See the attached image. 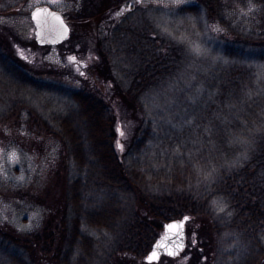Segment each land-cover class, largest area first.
<instances>
[{
    "label": "rangeland",
    "instance_id": "obj_1",
    "mask_svg": "<svg viewBox=\"0 0 264 264\" xmlns=\"http://www.w3.org/2000/svg\"><path fill=\"white\" fill-rule=\"evenodd\" d=\"M42 1L50 2L54 8L67 15L73 29L70 39L57 48L48 52L43 49L38 51L36 63L28 64L30 73L22 69V62L17 64L18 67L16 64L15 67H10L13 71L7 67L12 74L2 70L0 66V219L7 221L22 234L38 230L46 223H57L65 203L63 185L69 178L70 168L60 138L50 134L47 129L48 125L53 123V115L68 111L72 105L69 101V89L86 88L112 109L117 117L115 121L119 130V150L122 155L133 146V138L138 128L150 121L153 138L137 157L146 163L149 169L151 167L158 171L157 174L165 168L164 165L176 171L184 167L179 160L187 161L190 175H196L200 181H208L204 185L211 191L214 180L211 171L232 169L225 168L226 163L217 166V161L213 160L214 152L216 156L218 151L228 156L230 151L227 148L216 150L211 133L207 136V139L212 141L209 142L208 149L202 141H198L203 138L201 136L196 142H192V145L188 140L177 145L174 137L176 139L187 131L191 133L195 130L194 121L197 119L189 116V107L202 101L200 94L203 88L195 87V84L193 87L192 82L207 72L208 67L216 66L222 61L220 53L228 31L221 19L225 18L226 23L233 21L234 24L249 25L248 16L253 14L257 6L253 4L255 0H221L222 7H217L220 15L209 8L211 0H128L122 4L118 3L119 0L106 3L100 2L105 0H98L100 8L93 10L89 0H13L12 4L20 6V12L24 15ZM10 2H0V9L4 11L6 7L3 6ZM81 6L85 13L80 19L75 12L80 10ZM131 9L132 12L137 10L138 13V18L133 21L134 30L138 33L153 26V32L161 39L163 37L174 44L185 45L188 51L185 69L177 70L176 76L171 77V84L168 82L159 85L145 94L143 105L141 104L144 109L141 107V110L134 109L123 93L129 81L126 82L122 70L130 68L125 74L130 72L129 74L133 75L132 63L125 60V64V57L119 56L118 47L109 41L105 30L106 23L114 21L118 24ZM249 21L252 23L254 19L249 18ZM29 30L30 23L24 15L22 21L10 25V29L5 32L6 40L15 33V40L22 43V47L23 43L30 41ZM46 64L52 68L49 76L42 72ZM254 66L257 68L258 78L264 79V64L258 63ZM101 68H107L110 72L102 71ZM31 70L37 72L34 74ZM205 92V101L212 102L211 92ZM20 112L24 113V117H18ZM168 124L171 125L170 130L167 128ZM262 129L264 124L245 127L240 134L233 136L230 141L231 144H236V147L231 149V153L238 151V155L243 157L241 161H246L254 149L255 139L262 136ZM169 138L172 140L170 144ZM204 155L205 167L196 168L194 172L191 164L199 167L202 164H198L200 158ZM175 166L177 168H174ZM200 173L205 176L204 179L200 177ZM130 181L138 186V182L132 179ZM183 181H177L181 191L184 189L179 185ZM202 184L193 181L194 186ZM143 187L146 188L136 190L138 200L142 196L138 191L146 194L150 191L148 189L152 188L147 181L143 183ZM197 188L199 187H195ZM211 201L210 207L215 210L213 212L216 217L217 211L221 212L222 216L226 214L225 203ZM140 204L142 203L135 204L138 214L153 220L152 216L141 211ZM131 208L129 206L128 209H123L116 222L106 225L107 230L100 234L94 233L100 238V242L96 244L100 248L98 254L102 259L92 264H264L263 246L247 244L244 242L245 238L241 240V236V239L232 242L228 236L230 233L227 232L217 235L213 219L211 220L209 215L198 218L188 215L185 216L187 219L162 223L161 235L175 222L184 224L182 250L175 256L163 255L158 260H149V253L142 259L130 252L114 255L112 249L116 247L117 238L121 241L126 238V230L131 220L128 213Z\"/></svg>",
    "mask_w": 264,
    "mask_h": 264
},
{
    "label": "trees",
    "instance_id": "obj_2",
    "mask_svg": "<svg viewBox=\"0 0 264 264\" xmlns=\"http://www.w3.org/2000/svg\"><path fill=\"white\" fill-rule=\"evenodd\" d=\"M220 1L211 0L209 6L217 15H220L217 7H222L223 3ZM127 2L118 1L119 4ZM253 4L257 6L248 16L247 26L233 21L226 23L225 18L221 19L228 31L220 53L222 61L208 67L207 72L192 82L193 87L195 84V87L203 88L200 94L202 101L189 107V116L197 119L194 121L196 131L174 137L175 144L188 140L192 145L201 136L203 138L198 141L208 149L212 141L207 136L211 133L214 148H227L231 153V149L236 147V144H231L233 136L240 134L245 127L264 124V79L258 78L254 66L264 64V0H255ZM90 5L93 10L94 4ZM96 5L100 7L99 1ZM136 12L131 9L118 24L114 21L106 23L105 30L109 41L118 47L119 56L125 57L124 62L132 63L133 75L130 72L125 74L130 68L122 70L126 82L129 81L123 93L134 109L141 110L145 94L159 85L171 84V77L176 76L177 70L185 69L188 51L185 45L174 44L162 36L161 39L153 32V26L140 33L134 30L133 21L138 18ZM249 18L254 22L250 23ZM127 66L130 67L129 64ZM102 71L110 72L107 68ZM205 91L211 92L212 102L205 101ZM68 95L72 104L68 111L53 115V123L47 124L48 132L60 138L69 160L70 175L63 185L65 203L61 215L56 224L46 223L26 234L19 233L7 221L0 219V264L97 263L102 257L96 244L100 238L94 233L107 230L106 225L116 222L121 211L131 208V205L126 238L123 241L117 238L116 247L112 249L117 256L130 252L140 259L146 257L161 235L162 223L184 219L188 215L196 218L209 215L217 235L227 232L232 242L242 237L241 240L245 238L247 244L264 247V129L260 132L262 136L255 139L254 149L246 161H241L243 157L236 150L228 156L219 151L216 156L214 152L213 160L217 161V166L226 163L225 168L232 169H213L211 173L215 181L211 185L212 190L208 191L204 185L208 181L203 182L196 175H190L187 161L179 160L184 167H178L176 171L164 165L166 169L157 174L158 171L149 169L137 157L153 138L150 121L138 128L132 148L122 155L117 117L105 101L86 88L69 89ZM18 117H24V113L20 112ZM167 126L170 130L171 125ZM171 142L169 138L168 143ZM204 157L200 158L198 164H202L199 167L191 164L194 172L196 168L205 167ZM210 164L214 165L211 161ZM200 177L204 179L205 176L200 173ZM129 178L138 182V186ZM180 180H184L179 185L183 191L177 184ZM146 181L152 188L146 194L138 191L142 193L140 201L136 190L146 188L143 187ZM193 181L203 184L194 186ZM210 201L225 203L226 214L222 216L217 211L216 217ZM138 202L142 203L139 205L141 211L152 216L153 220L138 214L135 205Z\"/></svg>",
    "mask_w": 264,
    "mask_h": 264
},
{
    "label": "flooded vegetation",
    "instance_id": "obj_3",
    "mask_svg": "<svg viewBox=\"0 0 264 264\" xmlns=\"http://www.w3.org/2000/svg\"><path fill=\"white\" fill-rule=\"evenodd\" d=\"M4 0H0V2H2ZM5 1H11L10 3H8V5H4L3 7H6L4 9V11H2L0 9V32H4V34L2 35L0 33V66L2 70H6L9 73L11 72L10 70L7 69V67L9 69H11L10 67H15L14 64H19L20 62L23 63L22 65V69L24 71H27L28 73V64H35L36 63V56L38 54V51H40L41 49H43L45 52L51 51L53 48H57L59 45L63 44H59L56 46L53 45H42L38 42L37 38H36V23L34 22L33 18H32V13L33 11L37 8V7H50L52 9H55L59 12H61L64 16V20L65 22L68 24V26L70 27V30L72 32V27L69 23V20L67 19V15H65L61 10H58L56 8H54V6L50 3V2H46V1H42L38 4H36L35 6L32 7L31 10L28 11V14H24L27 18V21L30 23V30L28 33V40H30L28 43H23V46L21 47L22 43H19L15 40V33L13 34V36H11L9 38V40H6V33L8 31V29H10V25L13 23L15 24V22H20V20L22 21V18L24 17L23 14H21L20 10L21 7H16L12 4L13 0H5ZM96 2H98V0L96 1H90V3L94 4V8L99 9V5H96ZM5 3V2H4ZM96 5V6H95ZM92 6V5H91ZM99 7V8H98ZM80 10H77L75 13H78V18L81 19V17L84 16L83 13H85L83 7H80ZM93 8V9H94ZM84 11V12H83ZM73 13V14H75ZM15 26V25H14ZM72 34V33H71ZM15 35V36H14ZM8 37V36H7ZM14 37V39H13ZM18 41H20L19 39H17ZM26 41V40H24ZM19 54V56H18ZM18 67V66H17ZM13 71V69H11ZM32 73H36L37 71L35 70H31ZM43 74L46 75H50L52 73V68L50 67V65H45L44 70L42 71ZM12 74V72H11Z\"/></svg>",
    "mask_w": 264,
    "mask_h": 264
},
{
    "label": "water",
    "instance_id": "obj_4",
    "mask_svg": "<svg viewBox=\"0 0 264 264\" xmlns=\"http://www.w3.org/2000/svg\"><path fill=\"white\" fill-rule=\"evenodd\" d=\"M34 15L35 18H33ZM32 18L37 26L36 38L42 45H59L71 36L70 27L65 22L63 14L55 9L45 6L37 7L32 13ZM171 226L153 244L148 255L152 257L151 260H158L163 255L175 256L182 250L184 224L175 222ZM153 252L156 253L155 256H152Z\"/></svg>",
    "mask_w": 264,
    "mask_h": 264
},
{
    "label": "snow or ice",
    "instance_id": "obj_5",
    "mask_svg": "<svg viewBox=\"0 0 264 264\" xmlns=\"http://www.w3.org/2000/svg\"><path fill=\"white\" fill-rule=\"evenodd\" d=\"M33 18H35V15H34V17ZM56 19H59V17H56ZM61 23H62V21H61ZM122 134V133H121ZM185 219H187V218H185ZM169 227H172L171 225L169 226ZM156 255V253L155 252H153L152 253V256H155ZM149 259L151 260L152 259V257H149Z\"/></svg>",
    "mask_w": 264,
    "mask_h": 264
}]
</instances>
